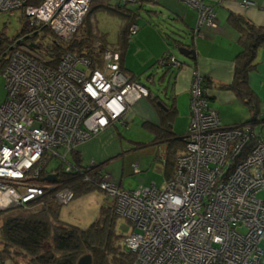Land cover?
Masks as SVG:
<instances>
[{
    "label": "built area",
    "instance_id": "1",
    "mask_svg": "<svg viewBox=\"0 0 264 264\" xmlns=\"http://www.w3.org/2000/svg\"><path fill=\"white\" fill-rule=\"evenodd\" d=\"M28 2L0 0V14L24 9L30 29L48 27L68 40L92 0H42L37 7L26 6ZM183 2L197 13L195 34L215 27L216 14L203 0ZM138 31L133 24L129 39ZM20 42L9 48L1 73L6 99L0 105V213L30 208L49 185L39 178L53 159L61 161L66 173L74 171L67 162L70 153L93 136L124 126L134 101L150 94L121 71V56L114 50L102 53L98 69L90 59L70 53L52 69L27 55ZM164 59L161 66H185L173 56ZM204 92L202 77L192 72L184 151L172 178L133 191L121 190L107 174L98 184L116 199L115 214L132 226L123 239L132 264H264V201L257 197L264 191V131L221 126ZM134 169L139 171L137 164ZM72 197L63 189L55 202L63 206Z\"/></svg>",
    "mask_w": 264,
    "mask_h": 264
},
{
    "label": "trees",
    "instance_id": "2",
    "mask_svg": "<svg viewBox=\"0 0 264 264\" xmlns=\"http://www.w3.org/2000/svg\"><path fill=\"white\" fill-rule=\"evenodd\" d=\"M116 1L113 6H110V0H92L82 24L68 40L58 38L48 27L40 26L35 30L30 29V19L26 16L24 9L18 10L28 20L17 37L10 39L0 34V75L5 69L9 48L19 39L21 40L19 46L24 45L28 48L27 55L52 69L58 66L62 57L67 53L90 59L93 69L101 68V55L105 50H114L120 54L121 69L123 59L121 50L127 45L129 28L133 24H138L139 10L142 9L144 3L149 1L138 0L134 4H123ZM41 2L42 0H29L26 6L37 7ZM100 9L118 16L115 18L121 21L118 35L119 47L116 49L108 47L107 35L98 30L94 16ZM228 22L239 34L242 51L234 61V76L231 83L221 85L220 89L232 91L252 112L250 121L244 125L231 127L250 126L262 132L264 131V119L259 117L257 112L259 101L250 89L248 81L249 74L255 67L256 52L264 46V27L255 26L239 15H229ZM41 32L49 33L53 39L52 42L46 44L43 50L35 43V39ZM164 36L170 47L175 49L178 46L185 47L176 37L178 36L177 31L169 30V33H164ZM167 55L172 56L169 52ZM164 57L159 60V64L165 60ZM167 68L169 69L167 73L170 75L165 76L170 79L171 68ZM156 77L157 74L151 73L144 77V81L154 84ZM140 78L130 79L145 86ZM169 79L164 90L169 86ZM165 81L159 79L158 83ZM145 87L149 90V98L153 99L150 89ZM202 87L205 90L204 98L209 103L207 94L209 86L203 77ZM164 98L155 97L152 100L153 103L160 102L166 111L158 109L160 124L151 130L155 136L154 142L162 145L163 173L169 180L174 174L178 154L184 151V142L183 135L176 136L170 128L176 116L174 103L169 95L166 94ZM166 99L169 104L165 101ZM70 154L74 160L72 164L74 171L66 173L63 165L49 173L44 171L39 178L40 182L50 175L55 176L57 180L44 188L43 195L33 202L30 208H16L0 213V258L3 264H78L79 259L85 255L91 256L92 264H131L133 262V254L124 248L121 236L116 231L118 216L115 214L114 203L102 205L97 219L86 229L64 223L60 219L58 209L60 206L55 202V195L63 189L71 190L74 197L98 191V184L105 174L99 165L96 167L82 166L77 150Z\"/></svg>",
    "mask_w": 264,
    "mask_h": 264
},
{
    "label": "crops",
    "instance_id": "3",
    "mask_svg": "<svg viewBox=\"0 0 264 264\" xmlns=\"http://www.w3.org/2000/svg\"><path fill=\"white\" fill-rule=\"evenodd\" d=\"M243 1H249L253 5L243 7ZM110 2V6H113L117 1L110 0ZM203 2L206 6L211 7L216 14L215 27H202L200 33L197 34L194 32L197 24V13L183 0H159L157 3H144L142 9L139 10L140 16L137 24L139 31L127 40V45L121 50L123 56L121 69L126 76L136 80L138 77H146L154 73L159 79L166 80L164 82L166 84L169 78L165 75H170L167 73L169 69L161 66L159 60L168 52L172 56L173 54L170 52L171 47L164 33H169V30L177 31L179 37L187 43L185 48L194 52V59L185 58L189 62L178 60L185 65L184 67L171 69L169 86L166 90L163 89V95H151L153 99L155 97L163 99L166 94L171 97L176 116L170 124V128L176 136L184 135L187 130L190 108L188 105L187 111L181 98L190 93L191 76L194 71L198 72L209 86L207 90L209 105L218 112L222 126L244 125L251 120L252 116V112L244 102L240 101L232 91L220 89V86L231 83L234 76V61L242 51L239 34L228 22L229 15L242 16L253 25L264 27V0H203ZM94 17L115 18L118 16L100 9ZM115 19L117 20V31L112 42L109 40V35L98 27L101 33L107 35L108 47L114 49L119 47L118 35L121 26L120 19ZM161 23L163 28H161ZM254 63L255 67L249 74L248 83L258 98L257 112L259 117H262L264 110V46L257 50ZM169 90L171 93L168 92ZM153 99L146 98L136 101L126 116V124L137 117L143 121V126L158 127L160 124L158 109L166 111V108L160 107L158 102L153 103ZM165 101L169 104L167 99ZM230 106H236L235 110ZM237 107L240 111H236ZM112 129L114 128H109L106 131ZM110 131L109 138L112 136V131ZM103 139L101 137L88 145L79 146L76 150L81 161L82 158L98 159L100 167L107 163L109 159L106 157L112 158L115 154L106 152L104 145H101ZM152 144L157 143L153 140ZM157 145L161 147L163 153L162 145ZM163 165L162 159L161 167L157 169L163 176L162 184L168 179L164 176ZM151 184L155 183L152 182Z\"/></svg>",
    "mask_w": 264,
    "mask_h": 264
},
{
    "label": "rangeland",
    "instance_id": "4",
    "mask_svg": "<svg viewBox=\"0 0 264 264\" xmlns=\"http://www.w3.org/2000/svg\"><path fill=\"white\" fill-rule=\"evenodd\" d=\"M101 14L107 16V14L105 13L101 12ZM27 20L28 19L22 15L21 11H13L0 14V34H4L5 37L10 39L17 37ZM96 22L99 29L109 35V40L110 42H112L115 32L117 31V20L114 17H96ZM161 28H163L162 23ZM176 37L180 40L179 35ZM52 41L53 39L51 38L50 34H45L44 32H41L35 39L36 45L39 46L41 50L45 48L46 44ZM180 41H182L184 45H187L185 40L183 41L182 39ZM170 52L177 60L189 62L183 56H181L178 53V50H176L174 47H171ZM166 55L167 53L163 56ZM158 80L159 77H156L154 84H148L144 81V77L140 78V81L150 89L153 95L161 96L162 91L167 84H159ZM168 92L171 93V90H169ZM188 96L181 98L183 104H185L186 106L187 111L188 105L190 106V104H188L190 103L189 99H191L190 93ZM149 97L150 96L146 98ZM5 99V80L2 75H0V105L5 101ZM141 99L135 100L134 103ZM230 107L235 110L236 106ZM237 109L236 111H240L239 107H237ZM113 128L114 129L111 130L112 136L110 138L108 135L110 130H108L106 132H102L98 135L93 136L91 139L84 143V145H88L92 141L103 137L104 139L101 145H104V148H106V152H112L115 154L114 156H112V158L106 157L109 159L107 163H105L101 167L99 165L103 172L109 176L110 182L124 191H133L140 186H149L152 182L157 186H160L162 184L163 176L157 169L161 167L163 153L161 152V147H159L157 144H152L155 136L151 128L143 126V121L137 117L129 121L128 124H125L124 126L116 125ZM67 162L70 164L74 163L71 154L67 157ZM99 162L100 161H98V159L82 158V164L84 165H90L91 163L98 165ZM135 164L139 165V171L137 172L134 169ZM61 165V161L55 158L46 169V172L49 173L52 170L57 169ZM257 197L260 200L264 201V191L259 192ZM113 203L115 207L116 199L112 196L107 195L106 192H102L101 190H95L78 197H74L73 194L72 199L68 203H66V205L60 206L58 208L59 216L64 223L77 226L81 229H86L92 222L97 219L102 205H109ZM116 231L121 236L123 245V239L126 235L131 233L132 226L129 222L118 216ZM260 249L264 254V240L260 243Z\"/></svg>",
    "mask_w": 264,
    "mask_h": 264
},
{
    "label": "water",
    "instance_id": "5",
    "mask_svg": "<svg viewBox=\"0 0 264 264\" xmlns=\"http://www.w3.org/2000/svg\"><path fill=\"white\" fill-rule=\"evenodd\" d=\"M179 40V39H178ZM180 40H182V38H180ZM179 40V41H180ZM176 50H178V53L183 56L186 59H194V52L191 50H188L187 48H185L184 46H178L176 48ZM158 104L160 105V107H163L162 104L160 102H158ZM164 108V107H163ZM57 180V178L55 176H48L46 177L45 181L47 183L53 184L55 183ZM78 264H92V259L90 255H85L83 257H81L78 261Z\"/></svg>",
    "mask_w": 264,
    "mask_h": 264
},
{
    "label": "clouds",
    "instance_id": "6",
    "mask_svg": "<svg viewBox=\"0 0 264 264\" xmlns=\"http://www.w3.org/2000/svg\"><path fill=\"white\" fill-rule=\"evenodd\" d=\"M176 203H179V200H177Z\"/></svg>",
    "mask_w": 264,
    "mask_h": 264
}]
</instances>
